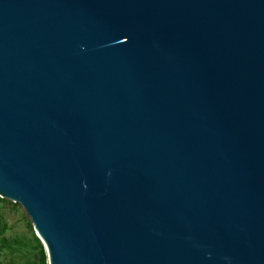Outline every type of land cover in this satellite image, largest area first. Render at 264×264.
Masks as SVG:
<instances>
[{
  "label": "water",
  "instance_id": "1",
  "mask_svg": "<svg viewBox=\"0 0 264 264\" xmlns=\"http://www.w3.org/2000/svg\"><path fill=\"white\" fill-rule=\"evenodd\" d=\"M0 198L47 264H264V0H0Z\"/></svg>",
  "mask_w": 264,
  "mask_h": 264
},
{
  "label": "rangeland",
  "instance_id": "2",
  "mask_svg": "<svg viewBox=\"0 0 264 264\" xmlns=\"http://www.w3.org/2000/svg\"><path fill=\"white\" fill-rule=\"evenodd\" d=\"M34 234L30 217L23 207L1 198L0 264H41Z\"/></svg>",
  "mask_w": 264,
  "mask_h": 264
},
{
  "label": "trees",
  "instance_id": "3",
  "mask_svg": "<svg viewBox=\"0 0 264 264\" xmlns=\"http://www.w3.org/2000/svg\"><path fill=\"white\" fill-rule=\"evenodd\" d=\"M34 239H35V241L37 243V246H38L39 255H40V263L41 264H47L46 259H45V255H44V251H43L42 246H41V242H40L39 238L35 234H34ZM5 246L10 247V244H5Z\"/></svg>",
  "mask_w": 264,
  "mask_h": 264
}]
</instances>
